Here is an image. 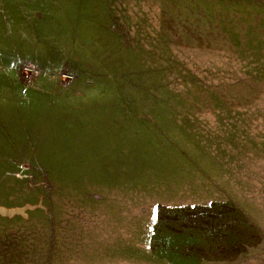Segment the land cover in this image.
<instances>
[{
  "label": "rangeland",
  "instance_id": "rangeland-1",
  "mask_svg": "<svg viewBox=\"0 0 264 264\" xmlns=\"http://www.w3.org/2000/svg\"><path fill=\"white\" fill-rule=\"evenodd\" d=\"M0 264H264V5L0 0Z\"/></svg>",
  "mask_w": 264,
  "mask_h": 264
},
{
  "label": "crops",
  "instance_id": "crops-1",
  "mask_svg": "<svg viewBox=\"0 0 264 264\" xmlns=\"http://www.w3.org/2000/svg\"><path fill=\"white\" fill-rule=\"evenodd\" d=\"M235 1H247V2H257L264 5V0H235Z\"/></svg>",
  "mask_w": 264,
  "mask_h": 264
},
{
  "label": "bare ground",
  "instance_id": "bare-ground-1",
  "mask_svg": "<svg viewBox=\"0 0 264 264\" xmlns=\"http://www.w3.org/2000/svg\"><path fill=\"white\" fill-rule=\"evenodd\" d=\"M0 211H4V209H3V207H2V206L0 207Z\"/></svg>",
  "mask_w": 264,
  "mask_h": 264
}]
</instances>
